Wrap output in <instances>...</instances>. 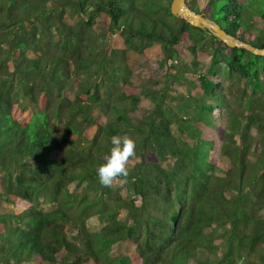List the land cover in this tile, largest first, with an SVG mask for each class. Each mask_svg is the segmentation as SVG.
<instances>
[{
  "label": "trees",
  "instance_id": "obj_1",
  "mask_svg": "<svg viewBox=\"0 0 264 264\" xmlns=\"http://www.w3.org/2000/svg\"><path fill=\"white\" fill-rule=\"evenodd\" d=\"M165 1L0 0V203L15 206L0 211V264H264V54L228 46ZM190 7L264 48V0ZM188 75L200 95L170 94ZM126 133L136 156L124 196L96 168Z\"/></svg>",
  "mask_w": 264,
  "mask_h": 264
},
{
  "label": "rangeland",
  "instance_id": "obj_2",
  "mask_svg": "<svg viewBox=\"0 0 264 264\" xmlns=\"http://www.w3.org/2000/svg\"><path fill=\"white\" fill-rule=\"evenodd\" d=\"M195 1V2H194ZM166 2V4H168L169 3V1L168 0H166L165 1ZM187 3H188V5L190 6V4H193V5H195V6H201V4H202V0H187ZM255 6H257V5H254V7ZM200 8V7H199ZM134 16H135V19L136 20H140L141 19V17L139 16V17H137V15L136 14H134ZM254 17H256V16H254ZM257 19V18H256ZM256 19H254L255 21H256ZM109 23V21L107 22V24H104L105 25V27L107 28L106 30L107 31H112L113 30V28H114V25H112V24H110ZM255 31H256V33L258 32V30H257V28L255 29ZM109 39H110V43H111V45H118V43H117V41L115 40L116 38L115 37H113L112 36V34L110 33V35H109ZM162 49L164 50V48L162 47ZM158 50V51H157ZM152 52L153 53H157V55H158V57H161V56H163L162 55V53H161V51H159V49L158 48H155L154 46H153V48H152ZM161 59H163V58H161ZM169 62H172L171 60L169 61ZM169 62H167L168 63V65H169ZM168 68V67H167ZM167 68H165L164 69V71H163V73H166L167 72ZM169 70H170V72H174L175 71V69H170V68H168ZM200 70V69H199ZM162 73V72H161ZM162 77V76H161ZM188 78H189V80H187V78H184L183 80H180L178 83H175V87H176V89H170V94H179V93H182V94H184V95H186V94H191V92L194 94V95H200V93H201V91L200 90H198L197 92H196V88L197 87H195V85L197 86V83H195L193 80H195L196 79V77L195 78H193V76L192 75H188L187 76ZM148 77H147V75L146 74H143V79H141V81L139 82V83H142V82H145V80L147 79ZM221 79H222V81L225 83V85H226V87H227V90L225 91V94H226V102L230 105V106H232V108L233 109H237V110H240V108H241V106H243V104H241L240 103V101H239V99H237L236 98V96L238 95V90H237V86H235L234 88H233V90H228V86L230 85V79L228 78V76H227V74L226 73H224V74H221V77H220ZM95 79H97V78H91V80H95ZM77 82H78V80H76L75 81V83L77 84ZM195 83V85L193 84V83ZM120 85V84H119ZM145 85H146V83L142 86H137V88H134V86H130V85H128V86H126V88H125V90L129 93V92H132V91H143V88H145ZM136 87V86H135ZM141 97L142 98H144V95H141ZM197 97V96H196ZM192 102H194V99L192 100ZM147 103H148V101H146V102H143V104H145V105H147ZM128 104V103H127ZM136 115H138V111L135 113ZM111 116L112 117H114V119H115V114L113 115V114H111ZM97 131H98V127L97 126H91V127H89L88 128V135L87 136H85L86 138H89V140H91L92 139V137L97 133ZM127 135H129L128 133H126ZM130 136V135H129ZM253 136H255V138H254V144H253V146H252V151H251V154H250V156H249V158H250V160H254V158H255V153H256V151H257V149H260V146H259V144H260V142H261V138H260V135H259V133L257 132V129L256 128H253ZM69 139H71L72 141H73V143L74 144H76V145H78L79 143H86V141L85 140H83V139H81V138H79V137H77V135H70L69 137H68ZM67 145H65L64 147H66ZM135 158V157H134ZM220 162V161H219ZM172 163L173 162H171V161H165L164 163H163V165L165 166V167H167V168H169V167H171L172 166ZM77 183L75 182V183H73L72 184V188L73 189H75V190H79V192L78 193H84L86 190H85V187H86V184L83 182L82 183V187L81 188H78L77 186H75ZM75 186V187H74ZM113 188H118V189H120V192H121V194L122 195H126L127 193H129L128 192V189H127V184L125 183V180L122 178H119L117 181H115L114 182V184H113ZM95 195V193H89V196L91 197V198H93V196ZM130 196L131 197H135V196H132L131 194H130ZM136 199H137V197H135ZM44 209L45 210H50V209H52L54 206L52 205V203H44ZM0 211H2V212H9V213H12V212H14L15 211V206L13 205V204H11V203H9V202H1L0 203ZM121 217H124V215H125V211H121ZM90 228H96V227H99V225H100V223H99V219L95 216L94 218H92L91 220H90ZM223 247V246H222ZM131 249H132V247H131ZM119 250H120V252L121 253H129L130 252V248L128 247V246H126L125 245V247H120L119 246ZM223 251H224V249H222V250H219V252L217 253V255H219L220 257L222 256V253H223ZM207 256V254H204V253H201L200 254V257L201 258H205ZM210 257V260L211 261H213V260H215V257L214 256H209ZM216 264H217V261H216Z\"/></svg>",
  "mask_w": 264,
  "mask_h": 264
},
{
  "label": "clouds",
  "instance_id": "obj_3",
  "mask_svg": "<svg viewBox=\"0 0 264 264\" xmlns=\"http://www.w3.org/2000/svg\"><path fill=\"white\" fill-rule=\"evenodd\" d=\"M111 147L103 156V162L97 165L96 174L99 183L104 187H112L119 178L129 175V163L136 156V141L129 135H113Z\"/></svg>",
  "mask_w": 264,
  "mask_h": 264
},
{
  "label": "water",
  "instance_id": "obj_4",
  "mask_svg": "<svg viewBox=\"0 0 264 264\" xmlns=\"http://www.w3.org/2000/svg\"><path fill=\"white\" fill-rule=\"evenodd\" d=\"M171 13L175 16L185 18L193 27L208 30L213 36L225 42L230 47H242L256 54H264V48H258L250 43L243 42L227 33L215 20L208 18L202 13L194 11L187 0H172L170 4Z\"/></svg>",
  "mask_w": 264,
  "mask_h": 264
}]
</instances>
